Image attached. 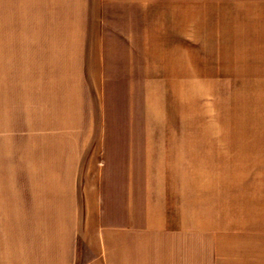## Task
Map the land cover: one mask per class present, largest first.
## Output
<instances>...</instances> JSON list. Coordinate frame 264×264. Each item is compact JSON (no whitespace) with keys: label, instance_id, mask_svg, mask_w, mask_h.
<instances>
[{"label":"crops","instance_id":"0c3cea01","mask_svg":"<svg viewBox=\"0 0 264 264\" xmlns=\"http://www.w3.org/2000/svg\"><path fill=\"white\" fill-rule=\"evenodd\" d=\"M222 30L224 127H183L210 0H0V264H264V0Z\"/></svg>","mask_w":264,"mask_h":264},{"label":"rangeland","instance_id":"374dc122","mask_svg":"<svg viewBox=\"0 0 264 264\" xmlns=\"http://www.w3.org/2000/svg\"><path fill=\"white\" fill-rule=\"evenodd\" d=\"M194 3V2H193ZM200 32L203 28V23H199ZM223 0H210V94L201 97L199 100V117L198 120L183 121V127H210V129L219 130L224 127V97L228 94V89L224 88L223 81ZM201 34V33H200ZM255 88L245 86L242 96L247 99V111L253 113V103L255 98ZM208 103V104H207ZM207 107V111L203 107ZM205 109V108H204ZM194 114V113H193ZM178 124V121H177ZM178 126V125H177ZM218 133H214L217 139ZM221 158L215 159L213 166V178L221 176L222 163ZM219 197L221 190L218 189ZM210 210L216 216L222 214L221 198L213 205H210Z\"/></svg>","mask_w":264,"mask_h":264}]
</instances>
